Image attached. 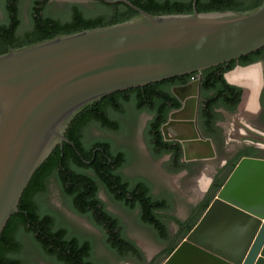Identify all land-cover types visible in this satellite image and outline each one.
Listing matches in <instances>:
<instances>
[{"label": "water", "instance_id": "water-1", "mask_svg": "<svg viewBox=\"0 0 264 264\" xmlns=\"http://www.w3.org/2000/svg\"><path fill=\"white\" fill-rule=\"evenodd\" d=\"M99 1L122 3L138 14L0 55V235L52 151L63 143L75 149L65 137L71 122L110 94L196 73V96L180 99L181 108L161 131L165 141L180 144L185 162L215 158L214 144L196 124L202 72L264 47V1L244 12L198 13L193 0L191 14L168 15H150L128 0ZM251 67L259 69L255 94L247 80L228 78ZM263 68V62L237 65L224 79L242 90L233 121L264 140L252 130L260 112ZM170 130L175 134L170 136ZM161 264H264V159L239 160L196 225Z\"/></svg>", "mask_w": 264, "mask_h": 264}, {"label": "trees", "instance_id": "trees-1", "mask_svg": "<svg viewBox=\"0 0 264 264\" xmlns=\"http://www.w3.org/2000/svg\"><path fill=\"white\" fill-rule=\"evenodd\" d=\"M48 0H31L28 8V23L23 24L21 18L20 0H0V8L4 15L0 20V55L10 48L16 49L32 43L52 38L56 35H66L83 30H90L126 22L137 16V12L125 4L108 5L99 0H91L101 4L106 10L95 13L89 8L69 5L61 15L48 12ZM137 8L150 15L191 14L193 0H128ZM264 0H197L198 13L209 12H244L252 10L262 4ZM48 8V9H47ZM264 60V47L228 65H218L202 72L201 91L205 101L200 109L201 128L206 131V137L214 139L221 131L215 123L221 117L214 112L218 107L234 112L241 101L242 90L226 83L224 74L236 65L247 66ZM197 74L174 77L168 80L147 85L142 88L128 89L103 97L98 102L87 107L71 122L65 137L74 144L75 149L67 143L57 146L39 169L33 174L25 188L18 204V212L7 221L0 235V264H23L19 255L22 251L24 237L31 240L43 259L54 264H105L93 260L92 243L82 239L78 234L70 235L66 226H59L57 217L47 211L43 196L48 185L54 181L64 195L68 207L77 215L87 218L103 234V243L116 261L132 264H161L176 248V243L168 240L167 226L164 220L157 218L154 209L163 212L170 209L166 200L155 201L150 195V188L144 183L137 187L141 190L142 199L134 202L119 199L126 209L140 210L139 223L152 227L158 235L159 241L165 243V249L160 254L163 258L157 261L155 257L146 262L142 251L122 231L117 218L109 214L102 203L96 198L97 190L104 187L108 193H114L110 178L105 174L111 173L118 188L136 192L120 175L112 174L126 164L123 152H114L111 142L91 141L83 132L90 124H97L100 128L116 131L119 123L109 114L120 113L126 102L132 104L136 111L146 110L154 116L149 123L150 146L155 157L170 153L172 162L176 165L175 172L182 170L185 165L180 163L181 149L178 146L171 149V144L164 142L159 128L166 120L168 103L173 108L179 107V102L170 94L173 86H183ZM264 77V71H263ZM260 105L264 109V89L260 96ZM112 114V115H113ZM97 146L103 148L104 153L95 152ZM156 147L164 149L156 152ZM168 148V149H167ZM240 152L230 160L227 175L218 181L217 190L222 186L228 175L239 160L247 156ZM112 159L115 168L108 164L107 158ZM86 161V163H84ZM139 191V190H137ZM212 198L201 203L195 210L191 222L187 226L189 232L207 209Z\"/></svg>", "mask_w": 264, "mask_h": 264}, {"label": "flooded vegetation", "instance_id": "flooded-vegetation-1", "mask_svg": "<svg viewBox=\"0 0 264 264\" xmlns=\"http://www.w3.org/2000/svg\"><path fill=\"white\" fill-rule=\"evenodd\" d=\"M49 0L46 3V6L48 5ZM21 14V12H20ZM4 17V15L2 14ZM258 62H263L264 60L258 61ZM237 66V65H236ZM264 71V68H263ZM198 80V75L197 79L195 81H189L183 86H173L170 88L169 92L172 94V96L179 102V107L173 108L172 103H168L167 107L170 108V110L167 112L166 115V120L164 123L161 124L159 131L160 134L163 138L162 135V126L167 124L170 115L173 114L174 112L178 111L181 108V102L180 99L184 98H190V97H195L196 96V90L194 83ZM202 81V80H201ZM186 86V87H185ZM264 89V88H263ZM262 89V90H263ZM262 93V91H261ZM261 96V94H260ZM242 97V95H241ZM205 95H203L202 91L200 90V95H199V100H198V110H197V127L200 132V134L204 138L206 137V131H203L201 126L202 121H200V109L202 104L205 101ZM241 102V101H240ZM260 103V100H259ZM123 104V105H122ZM122 105V111L120 113L116 114H109L111 117H114L119 123V129L116 131L110 130V129H104L100 128L97 124H90L87 127L83 129V132L87 136L88 140L91 141H108L111 142L112 145V150L114 152H123L125 155L126 159V164L119 168L116 171H113L112 174L115 175H120L123 180L128 182L131 185V188L136 186L134 190L136 191L133 196L132 192L122 190L121 188H118L117 183L115 179L112 178L111 173L105 174L108 176L111 180L110 182L112 183V188L114 193H108L106 189L102 186L99 187L96 193V198L102 203L104 206L105 210L117 218L120 222V225L122 227V233L123 235L130 241H132L144 254V257L146 259V262L149 263L152 261L155 257H157V253L160 252V254L164 251L165 249V243H162L159 241L160 235L157 234V232L150 226L142 225L139 223V216H140V210L136 208L133 211H130L125 208L119 201V199H125L126 201L129 202H134L135 200H141L142 195H141V188L139 189L137 185L140 183H144L149 186L150 188V195L155 201H161V200H168L170 203V209L167 212H163L157 208L154 209V213L156 214L157 218L160 220H164L167 226V232H168V240L166 242L169 243H176L177 245L183 241V239L187 236L189 232H187V226L191 222V219L195 213L196 208L203 203L204 201L208 199H213L216 192L218 191L215 184L224 179L227 175L228 171V165L230 160L234 159L240 152H245L248 155L244 157H252V158H257V156L264 157V142H256L255 140H251L244 138V136H241L242 134L240 133L241 130H243L237 123L233 121V115L234 113L237 112V109L234 112L228 111L222 107H218L214 110L216 114H218L221 119L215 123V126L221 131L219 134H216V137L214 139H210L212 143L214 144L215 147V153L216 156L213 159L209 160H199V161H189L185 162L183 160V154H181L180 157V163L184 164L185 167L180 170L179 172H175L176 170V165L174 162H172V155L170 153L160 155L159 157H155L150 150V146L153 144L152 140H149L148 137L150 136L149 133V123L150 121L153 120L154 116L152 114H149L146 110L142 111H136L135 108L132 106L130 103H120ZM113 114V115H112ZM226 115L231 117L229 119V126L228 130L226 131L225 127H223V123L227 121ZM231 120V121H230ZM138 122V124H137ZM135 128V130H134ZM252 130L260 135L264 136V109L260 105V112L257 115L254 123ZM244 131V130H243ZM92 133V134H91ZM170 136L174 135L175 132L170 130L168 132ZM122 140H126L128 146H123L120 145ZM132 140L136 143V147L140 146L143 147L147 157L149 160L154 161V162H161L164 165V174L166 175H176V176H182L186 178H195L196 176H199L198 178V186L199 189L198 191V198L196 202L191 203L189 206V209L187 210L186 214L184 216H178L173 212V206H175V192L173 190L167 189V190H159L156 188L154 183L148 179L147 177L143 175H137L134 177H131L127 173V168L131 166L133 163V145H131ZM125 141V142H126ZM164 142L170 143L171 144V149L175 148L176 146L179 145L180 149L181 146L178 142L175 141H165L163 138ZM233 142L234 145L233 147H229V144ZM133 146V147H131ZM164 148L162 147H156V152L162 150ZM168 149V148H167ZM95 152H100L104 153L103 148L100 146H97L94 150ZM182 153V149H181ZM107 158L108 164L111 166L112 169L115 168V165L112 163V159L110 157H105ZM243 158V157H242ZM262 159V158H261ZM264 159V158H263ZM209 165H213L212 167V173L211 175H208L209 169L207 168ZM139 190V191H137ZM212 201V200H211ZM54 214V213H52ZM57 219H58V225L59 226H66L69 229V234L74 235L77 233H74L70 227L67 225H63L59 221V217L57 214H54ZM133 217L134 223L138 228H141L145 231L148 232L149 237L152 238L155 242L159 243L162 245V248L157 252L155 255H147L142 248L139 246L137 240L133 235L130 234L129 231V224L127 222L128 217ZM81 217V216H80ZM94 226V225H93ZM102 233V232H101ZM79 235V234H78ZM80 236V235H79ZM82 239H88L92 243V249H93V260L97 261L96 258L94 257V247H93V242L89 238H85L80 236ZM103 237V234H102ZM177 247V246H176ZM123 263L122 261H116V264H121ZM127 263V262H125ZM132 264V263H131Z\"/></svg>", "mask_w": 264, "mask_h": 264}, {"label": "rangeland", "instance_id": "rangeland-1", "mask_svg": "<svg viewBox=\"0 0 264 264\" xmlns=\"http://www.w3.org/2000/svg\"><path fill=\"white\" fill-rule=\"evenodd\" d=\"M30 2L31 0H20L21 18L24 25L28 23V8ZM73 4L80 7H87L95 13L104 12L106 10V8H104L101 4L91 0H49L47 5L49 9H47L49 13L59 16L67 10L69 5ZM2 14L3 13L0 8V20L3 19ZM226 118L227 121L222 125L225 127L226 131H229L228 126L230 124L229 119H231V117L226 115ZM125 141L126 140H122L119 142L121 143L120 145L129 147V145H127L128 141ZM134 143V140H132L131 145ZM232 144L234 143L231 142V144H229L228 149L230 145L231 147L234 146ZM133 146H131L133 147V163L127 168L128 175L131 177L143 175L150 179L159 190H173L175 192L176 200L175 206H173V212L180 217L184 216L189 209L190 204L196 202L198 198L197 190L199 189V186L197 184V180L199 176H196L195 178H186L179 175H166L163 173V163L149 160L143 147H136V143ZM212 167L213 165H209L207 167L209 169L208 175H211ZM43 202L47 211L58 215L61 224L70 227L74 233L92 240L94 257L97 261L105 264H116V260L113 255L103 243L101 231L97 227L93 226L87 218L80 217L68 207L64 195L54 181L49 183L47 192L43 196ZM127 222L129 224L130 234L135 237L139 246L147 255H155L159 252L162 245L150 238L147 231L138 228L135 225L132 216L127 218ZM22 245L23 247L19 258L23 264H54L51 261L43 259L34 244L28 238H23ZM156 256L158 257L157 261L163 258L160 255V252L157 253Z\"/></svg>", "mask_w": 264, "mask_h": 264}, {"label": "bare ground", "instance_id": "bare-ground-1", "mask_svg": "<svg viewBox=\"0 0 264 264\" xmlns=\"http://www.w3.org/2000/svg\"><path fill=\"white\" fill-rule=\"evenodd\" d=\"M228 78L233 81V82H238L239 80H241L242 78L244 80H247V82L251 85H253V93H257L258 88L260 86V81H259V69L257 67H251L249 69H247L246 71H244L242 74L239 75H235V74H231L228 76ZM253 103L250 104V110L253 107ZM240 133L242 134L241 136H244V138L250 139V140H255L256 142H264L263 139H261V137L257 136V135H253V134H248L245 131L241 130Z\"/></svg>", "mask_w": 264, "mask_h": 264}, {"label": "built area", "instance_id": "built-area-1", "mask_svg": "<svg viewBox=\"0 0 264 264\" xmlns=\"http://www.w3.org/2000/svg\"><path fill=\"white\" fill-rule=\"evenodd\" d=\"M196 79H197V75H196V76H192V77L190 78L191 81H195Z\"/></svg>", "mask_w": 264, "mask_h": 264}, {"label": "crops", "instance_id": "crops-1", "mask_svg": "<svg viewBox=\"0 0 264 264\" xmlns=\"http://www.w3.org/2000/svg\"><path fill=\"white\" fill-rule=\"evenodd\" d=\"M257 158H262V159H263L264 157H261V156H257Z\"/></svg>", "mask_w": 264, "mask_h": 264}]
</instances>
